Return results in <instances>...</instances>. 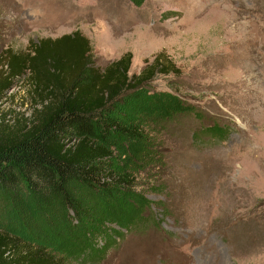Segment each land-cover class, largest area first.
<instances>
[{"label":"rangeland","instance_id":"rangeland-1","mask_svg":"<svg viewBox=\"0 0 264 264\" xmlns=\"http://www.w3.org/2000/svg\"><path fill=\"white\" fill-rule=\"evenodd\" d=\"M75 31L99 69L130 53L138 74L162 55L178 73L148 90L182 109L148 116L150 142L128 158L149 218L100 257L56 264H264V0H0V71L7 52ZM33 88L29 73L14 80L0 123L41 108Z\"/></svg>","mask_w":264,"mask_h":264},{"label":"trees","instance_id":"trees-1","mask_svg":"<svg viewBox=\"0 0 264 264\" xmlns=\"http://www.w3.org/2000/svg\"><path fill=\"white\" fill-rule=\"evenodd\" d=\"M131 58L126 53L95 67L78 31L4 55L0 99L29 73L41 108L29 119L0 123V264H56V252L100 257L122 231L149 218L143 214L150 203L136 191L128 158L150 142L148 116L175 115L182 106L170 93L148 90L156 75L175 69L162 55L133 75ZM140 107L144 117L133 119Z\"/></svg>","mask_w":264,"mask_h":264}]
</instances>
